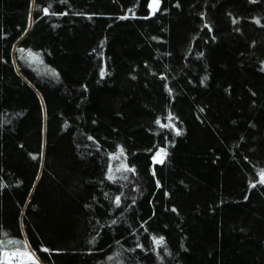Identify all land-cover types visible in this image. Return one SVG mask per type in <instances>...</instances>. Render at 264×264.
<instances>
[{
	"label": "trees",
	"instance_id": "16d2710c",
	"mask_svg": "<svg viewBox=\"0 0 264 264\" xmlns=\"http://www.w3.org/2000/svg\"><path fill=\"white\" fill-rule=\"evenodd\" d=\"M151 1L0 0V250L264 264V0Z\"/></svg>",
	"mask_w": 264,
	"mask_h": 264
},
{
	"label": "rangeland",
	"instance_id": "374dc122",
	"mask_svg": "<svg viewBox=\"0 0 264 264\" xmlns=\"http://www.w3.org/2000/svg\"><path fill=\"white\" fill-rule=\"evenodd\" d=\"M150 7H151V13L154 14L155 12H157V11L159 10L160 2H159V5H158V7L156 8L155 11H153V0L151 1V5H150ZM31 23H32V21H31ZM166 157H167V150H165V149H161V148L158 149V151H156V152L154 153V156H153V158H152V161H153L154 166H155V164L163 163V162L165 161ZM160 161H162V162H160ZM113 175H116V173L114 172ZM260 178H261V177H260ZM13 243H14V242H13ZM13 243L9 242V243H6V244H4V245H1V244H0V247L5 246V245H7V244H8V246H11ZM10 244H11V245H10ZM6 247H7V246H6ZM15 251H17V250H15ZM15 251H11V250H7V251H6V250H0V260H1L0 263L6 264V263H5V259H6V261H7L8 258H9V262H10V264H13L12 261L10 260V258H11L10 255H11L12 253H14ZM27 251H28L29 253H34L33 250L30 249V248H27ZM5 253H8V255H5ZM34 254H35V253H34ZM7 257H8V258H7ZM32 260H38L36 254L33 256ZM30 262H31V260H30Z\"/></svg>",
	"mask_w": 264,
	"mask_h": 264
},
{
	"label": "snow or ice",
	"instance_id": "6c2138e0",
	"mask_svg": "<svg viewBox=\"0 0 264 264\" xmlns=\"http://www.w3.org/2000/svg\"><path fill=\"white\" fill-rule=\"evenodd\" d=\"M159 5V0H153V11L156 10V8L158 7ZM45 12L48 11V9H44ZM157 123H159V121H157ZM120 154L123 155V149L120 150ZM162 162V161H160ZM125 170L127 171H134V169H128L126 168L125 166ZM260 183H264V170L261 171L260 173ZM111 178V177H110ZM252 187H255V184L252 185ZM120 200H119V197L116 198V203L117 205L119 204ZM163 242V238H160L159 240L156 241L157 244H161ZM24 251L23 252H20L19 250H17L16 252L12 253L11 255L13 256H22V257H27L28 260H31L32 261V264H35V261L32 260L33 256L35 255L34 253H29L27 251V244L24 245ZM45 251H47V249H45ZM5 255H8V253H5Z\"/></svg>",
	"mask_w": 264,
	"mask_h": 264
},
{
	"label": "built area",
	"instance_id": "2783aa9c",
	"mask_svg": "<svg viewBox=\"0 0 264 264\" xmlns=\"http://www.w3.org/2000/svg\"><path fill=\"white\" fill-rule=\"evenodd\" d=\"M27 260V258L26 257H24L23 259L21 258V257H17V258H15V259H13V262H14V264L15 263H22L23 262V260Z\"/></svg>",
	"mask_w": 264,
	"mask_h": 264
},
{
	"label": "bare ground",
	"instance_id": "6f19581e",
	"mask_svg": "<svg viewBox=\"0 0 264 264\" xmlns=\"http://www.w3.org/2000/svg\"><path fill=\"white\" fill-rule=\"evenodd\" d=\"M7 251V250H6ZM26 260V259H25Z\"/></svg>",
	"mask_w": 264,
	"mask_h": 264
}]
</instances>
